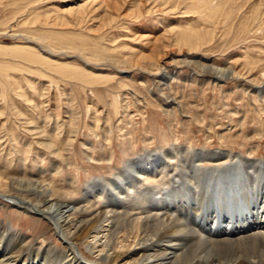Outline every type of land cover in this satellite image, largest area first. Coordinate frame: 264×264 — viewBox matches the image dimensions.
<instances>
[{
	"label": "rangeland",
	"instance_id": "1",
	"mask_svg": "<svg viewBox=\"0 0 264 264\" xmlns=\"http://www.w3.org/2000/svg\"><path fill=\"white\" fill-rule=\"evenodd\" d=\"M262 86L264 0H0V171L11 177L72 179L81 195L144 149L262 159ZM0 219L62 248L46 220L1 200Z\"/></svg>",
	"mask_w": 264,
	"mask_h": 264
},
{
	"label": "bare ground",
	"instance_id": "2",
	"mask_svg": "<svg viewBox=\"0 0 264 264\" xmlns=\"http://www.w3.org/2000/svg\"><path fill=\"white\" fill-rule=\"evenodd\" d=\"M214 70L218 81L232 73ZM90 181L77 195L72 179L63 186L0 171L1 203L46 220L62 244L32 243L0 219V264H264V158L144 149Z\"/></svg>",
	"mask_w": 264,
	"mask_h": 264
}]
</instances>
